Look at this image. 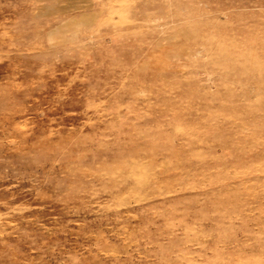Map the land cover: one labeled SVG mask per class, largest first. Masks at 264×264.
<instances>
[{
    "label": "rangeland",
    "instance_id": "374dc122",
    "mask_svg": "<svg viewBox=\"0 0 264 264\" xmlns=\"http://www.w3.org/2000/svg\"><path fill=\"white\" fill-rule=\"evenodd\" d=\"M0 264H264V0H0Z\"/></svg>",
    "mask_w": 264,
    "mask_h": 264
}]
</instances>
